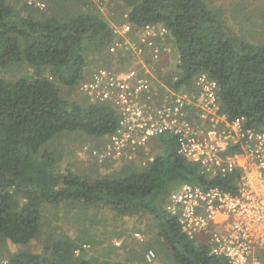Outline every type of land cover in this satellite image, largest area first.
<instances>
[{"label": "trees", "instance_id": "16d2710c", "mask_svg": "<svg viewBox=\"0 0 264 264\" xmlns=\"http://www.w3.org/2000/svg\"><path fill=\"white\" fill-rule=\"evenodd\" d=\"M131 6L128 20L134 27L169 29L168 39L178 52L175 87L191 86L199 72H206L219 83L221 111L230 120L244 116L247 128L264 131V41L242 38L204 0H140ZM34 15L18 13L10 2L0 0V67L36 70V75L25 71L19 77L0 76V248L9 240L26 245L36 238L44 204L73 201L104 205L123 215L150 212L176 264H229L225 257L211 255L205 241L190 239L164 207L170 192L183 183L236 192L238 175H207L179 154L171 132L155 138L152 160L124 174L93 178L61 170L62 153L48 147L60 134L81 131L100 140L119 127L112 103L69 95L83 78L88 49L101 53L115 35L97 14L80 13L67 20ZM52 67L54 80L44 76ZM40 246L39 251L10 253L0 264H93L76 254L82 247L69 235L49 238ZM261 259L264 264V253Z\"/></svg>", "mask_w": 264, "mask_h": 264}, {"label": "built area", "instance_id": "2783aa9c", "mask_svg": "<svg viewBox=\"0 0 264 264\" xmlns=\"http://www.w3.org/2000/svg\"><path fill=\"white\" fill-rule=\"evenodd\" d=\"M157 26L163 37L169 33L167 27ZM157 26L135 29L127 23L113 27L115 45L124 44L125 37L137 31L138 39L133 44L139 60L136 67L124 72L99 69L83 80L82 90L112 103L119 117V127L108 136L99 156L141 159L151 141L171 132L178 140L179 154L199 164L207 175L236 172V192L183 183L170 192L164 208L177 218L190 239L205 241L211 255L223 256L229 264H262L264 131L247 128L244 116L230 120L221 111L219 83L206 72L195 76L187 92L167 87L164 96L169 98L153 108L147 101L148 92L153 91L152 81L144 71L162 58ZM146 60L151 63L143 62ZM147 257L151 260L154 255L149 253Z\"/></svg>", "mask_w": 264, "mask_h": 264}, {"label": "rangeland", "instance_id": "374dc122", "mask_svg": "<svg viewBox=\"0 0 264 264\" xmlns=\"http://www.w3.org/2000/svg\"><path fill=\"white\" fill-rule=\"evenodd\" d=\"M24 15L35 14L36 17L54 16L60 20H67L80 13L97 14L103 17L112 27L129 23L131 4L140 0H7ZM208 6L242 38L253 43L264 41V0H204ZM157 26V25H156ZM157 41L162 45V58L153 62L149 70L144 71L152 81V90L148 92V103L153 108L162 106L169 98L164 96L167 87H175L179 79L177 48L168 36L160 35L157 26ZM121 45L108 44L102 52L88 49L83 69V78L74 87L71 98L79 101L97 103L105 102L95 99L82 90L83 80L90 77L91 73L99 69L108 68L116 72L128 71L136 67L138 55L133 44L138 39L137 31H133ZM130 41V43H128ZM122 42H124L122 40ZM99 50V49H98ZM103 59L101 62L99 59ZM147 64L150 60L143 61ZM22 65L5 69L0 67V76L19 77L25 71L36 75V70ZM143 72V71H142ZM148 74V75H147ZM44 76L56 79L55 67L44 71ZM153 76V77H152ZM171 82H166L171 78ZM154 78V79H153ZM161 80L163 84L161 85ZM187 87V86H185ZM184 87V88H185ZM154 90L157 92L155 95ZM181 89L180 91H183ZM187 89L185 92H187ZM66 92V90H65ZM170 94V93H167ZM108 136L96 140L81 131H65L60 134L48 147L58 149L63 158L60 168L63 172L67 169L80 173L91 174V177H110L126 173L131 167L138 164L143 167V161L156 153L157 143L151 141L148 153L142 157L131 160H117V162L98 161V152L108 143ZM138 159V160H137ZM135 163V164H134ZM169 196V195H168ZM167 196V198H168ZM166 198V200H167ZM156 218L147 211H140L130 215H123L107 206H88L79 202L63 201L60 204H44L42 208L41 231L29 244L17 245L10 240L0 248V258L10 253L32 249L39 251L41 244L49 238L59 235H69L76 239L80 248L78 256L89 259L93 264L108 261H127L131 264H176L170 251L161 243L155 224ZM152 253L153 259H148L147 254ZM9 256V255H8Z\"/></svg>", "mask_w": 264, "mask_h": 264}, {"label": "clouds", "instance_id": "9594fccd", "mask_svg": "<svg viewBox=\"0 0 264 264\" xmlns=\"http://www.w3.org/2000/svg\"><path fill=\"white\" fill-rule=\"evenodd\" d=\"M130 23V22H129ZM136 28V27H135ZM195 78V77H194ZM193 84V83H192ZM185 86H187V87H185ZM192 86V85H191ZM191 86H188V85H186V84H182V85H180L179 87H177V88H183V89H189V87H191ZM185 87V88H184ZM155 140V139H154ZM106 146V145H105ZM105 146L98 152V160H101V161H103L104 160V162H106V163H108V162H112V163H115V162H117V160H119V161H121V160H125V159H128V158H125V157H123V156H121L120 158H106V159H101L100 158V156H99V154L103 151V149L105 148ZM144 155H142V157H143ZM147 159H148V157H147ZM131 160H134V159H131ZM138 160V159H137ZM140 161L142 160V158L141 159H139Z\"/></svg>", "mask_w": 264, "mask_h": 264}, {"label": "crops", "instance_id": "0c3cea01", "mask_svg": "<svg viewBox=\"0 0 264 264\" xmlns=\"http://www.w3.org/2000/svg\"><path fill=\"white\" fill-rule=\"evenodd\" d=\"M135 29H136V28H135ZM177 61H178V60H177ZM167 79H168V78H167ZM167 79H166V82H167ZM162 81L165 82V80H161V83H162ZM161 85H163V89H164V86H167L166 84H163V83H162V84L159 85V87H160Z\"/></svg>", "mask_w": 264, "mask_h": 264}]
</instances>
